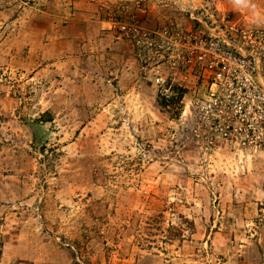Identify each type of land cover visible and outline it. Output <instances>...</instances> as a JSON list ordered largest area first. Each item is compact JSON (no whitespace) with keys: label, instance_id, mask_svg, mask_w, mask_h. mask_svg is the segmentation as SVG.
Masks as SVG:
<instances>
[{"label":"rangeland","instance_id":"1","mask_svg":"<svg viewBox=\"0 0 264 264\" xmlns=\"http://www.w3.org/2000/svg\"><path fill=\"white\" fill-rule=\"evenodd\" d=\"M0 264H264V0H0Z\"/></svg>","mask_w":264,"mask_h":264},{"label":"built area","instance_id":"2","mask_svg":"<svg viewBox=\"0 0 264 264\" xmlns=\"http://www.w3.org/2000/svg\"><path fill=\"white\" fill-rule=\"evenodd\" d=\"M211 43V42H210ZM229 63L232 64V67L227 69L226 71H219L217 73V80H220L221 83H223V87H229L230 90H233V80L231 79L230 73L233 72V66H235L237 59H234V57H230L228 59ZM224 67V65H223ZM225 68V67H224ZM156 84L158 86V92L161 98L165 100H169L173 98L174 93L171 90V87L166 84L162 79H156Z\"/></svg>","mask_w":264,"mask_h":264}]
</instances>
